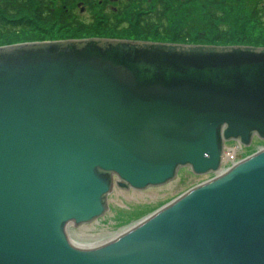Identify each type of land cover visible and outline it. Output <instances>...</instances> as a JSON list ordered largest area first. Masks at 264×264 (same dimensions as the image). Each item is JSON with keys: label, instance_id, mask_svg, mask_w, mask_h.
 <instances>
[{"label": "water", "instance_id": "1", "mask_svg": "<svg viewBox=\"0 0 264 264\" xmlns=\"http://www.w3.org/2000/svg\"><path fill=\"white\" fill-rule=\"evenodd\" d=\"M264 48L89 39L0 48V264H264ZM214 175L108 242L120 190Z\"/></svg>", "mask_w": 264, "mask_h": 264}, {"label": "rangeland", "instance_id": "2", "mask_svg": "<svg viewBox=\"0 0 264 264\" xmlns=\"http://www.w3.org/2000/svg\"><path fill=\"white\" fill-rule=\"evenodd\" d=\"M148 3V1H147ZM151 7L153 12L159 8L158 0H151L148 3V7ZM195 16L203 15L204 11L201 7L197 8ZM174 13H178L174 11ZM171 13V14H174ZM252 12L247 10L246 7L242 5H235L234 10L231 12H226L221 18H227V23L232 29L234 33L232 35V39L237 43H247L245 41H250V44L259 43L257 45H264V26H259L256 24L254 19H250V14ZM180 14V13H179ZM115 19L116 17H112ZM206 17L203 15L199 18V24L205 23ZM85 19V18H84ZM129 18L126 19L125 27L129 23ZM173 24L184 25L185 20L184 16L171 19ZM252 20V22H251ZM86 22L91 21L86 19ZM264 21V18H263ZM210 22V20L208 21ZM172 25V24H171ZM216 24L215 26H217ZM100 25L98 23L93 25V30H101ZM206 28V29H205ZM203 28L202 25H198L195 27V31L193 32H203L204 30H208L207 27ZM219 30V27H218ZM98 32V31H96ZM101 34V33H99ZM106 36L103 35H95L94 32H79V31H66L61 29L60 27H47L42 29L38 33H25L24 35H20L17 42H33V43H44V42H63V41H83L89 39H106V40H117V41H135L133 37L128 39H122L123 37L120 35H116L113 33H106ZM196 34L191 35V40L195 39L194 43H197ZM14 40L16 37H13ZM18 38V37H17ZM213 39V38H210ZM190 40V41H191ZM143 42V41H139ZM152 43V42H150ZM249 43V42H248ZM233 142L228 143V145H233ZM264 147V141L255 140L251 147H245V157L248 155L254 154ZM260 148V149H259ZM259 149V150H258ZM214 178L212 175L208 176H196L193 174L191 169H183L178 177L171 182L170 184L159 187V188H151L146 191H134L128 190L123 191L115 187L113 193L109 197V211L107 214L101 218L99 221L85 225L79 228H76L74 225H71L68 229V233L70 239L75 244L89 247V245H95L96 243L101 245L109 240L117 237L121 233L135 226L145 218L159 211L166 205L170 204L177 198L184 195L189 190L204 184L205 182L210 181ZM93 237L100 238L95 242H84L81 240V237ZM94 247V246H91Z\"/></svg>", "mask_w": 264, "mask_h": 264}, {"label": "trees", "instance_id": "3", "mask_svg": "<svg viewBox=\"0 0 264 264\" xmlns=\"http://www.w3.org/2000/svg\"><path fill=\"white\" fill-rule=\"evenodd\" d=\"M159 8L156 12L151 11L149 14H131L128 17V24L125 27L126 20L105 18L104 24H100V31L93 30L89 27L84 31L83 27L79 24H74L71 27L72 31L79 32H94L95 35L106 36V33H113L121 35L122 39L133 37L135 41L152 42L159 44H174L186 46H207V47H221V48H264V45H257L259 43L250 44L241 42L237 43L232 39L233 27L227 23V18H221L226 12L234 10L235 5H242L250 10V19H254L256 24L264 26V0H158ZM201 7L206 17L205 23L199 24V18L203 15L194 14L198 13L197 8ZM144 11V10H143ZM142 11V12H143ZM178 11V13H174ZM174 13V14H171ZM180 13V14H179ZM184 16V25L173 24L171 19ZM54 19L52 16L46 14L41 16L40 24L50 25ZM210 20V22H208ZM65 28V19L60 20ZM252 22V20H251ZM172 24V25H171ZM218 24L217 26H215ZM202 25L203 28L207 27L208 30L203 32H193L195 27ZM70 26V25H69ZM48 27V26H47ZM219 27V30H218ZM80 28L82 30H80ZM206 29V28H205ZM98 31V32H96ZM101 33V34H99ZM196 34L197 43L195 39L191 40V35ZM213 38V39H210ZM191 40V41H190ZM249 42V43H248Z\"/></svg>", "mask_w": 264, "mask_h": 264}, {"label": "flooded vegetation", "instance_id": "4", "mask_svg": "<svg viewBox=\"0 0 264 264\" xmlns=\"http://www.w3.org/2000/svg\"><path fill=\"white\" fill-rule=\"evenodd\" d=\"M147 1L151 2V0H0V48L30 44L31 42L17 40L22 34L38 33L47 26L60 27L72 32L67 25L71 27L78 23L85 31L98 22L104 24L105 18L116 17L126 20L131 14H149L152 10L150 6L148 7ZM46 14L52 16L54 20L50 25L42 27L40 18ZM62 17L66 22L65 28L60 22ZM86 19H91L92 22L84 21ZM13 37H16L15 40Z\"/></svg>", "mask_w": 264, "mask_h": 264}, {"label": "built area", "instance_id": "5", "mask_svg": "<svg viewBox=\"0 0 264 264\" xmlns=\"http://www.w3.org/2000/svg\"><path fill=\"white\" fill-rule=\"evenodd\" d=\"M242 148L240 145H236L232 148H228L223 156V167L221 173L226 172L231 167L235 166L241 159Z\"/></svg>", "mask_w": 264, "mask_h": 264}, {"label": "bare ground", "instance_id": "6", "mask_svg": "<svg viewBox=\"0 0 264 264\" xmlns=\"http://www.w3.org/2000/svg\"><path fill=\"white\" fill-rule=\"evenodd\" d=\"M100 238H93V237H87V238H85L84 236L83 237H81V240H83L84 242H95V241H98ZM99 244H95V245H89V247H91V246H98Z\"/></svg>", "mask_w": 264, "mask_h": 264}]
</instances>
